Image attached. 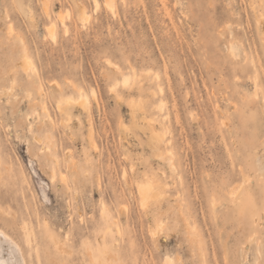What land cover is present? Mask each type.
<instances>
[{
	"label": "rangeland",
	"instance_id": "374dc122",
	"mask_svg": "<svg viewBox=\"0 0 264 264\" xmlns=\"http://www.w3.org/2000/svg\"><path fill=\"white\" fill-rule=\"evenodd\" d=\"M96 2L0 0V227L27 264H264V0Z\"/></svg>",
	"mask_w": 264,
	"mask_h": 264
},
{
	"label": "bare ground",
	"instance_id": "6f19581e",
	"mask_svg": "<svg viewBox=\"0 0 264 264\" xmlns=\"http://www.w3.org/2000/svg\"><path fill=\"white\" fill-rule=\"evenodd\" d=\"M94 2H95L94 3L95 6H97L98 2H96V0H94ZM119 68L116 67L117 70H119ZM121 73H123V72H121ZM124 82H126V80ZM82 105L85 107H88L87 99H85V101L82 103ZM151 125H153V124L151 123ZM153 126H151V128ZM153 129H154V127H153ZM154 131H155V133H154L155 138L157 139V141L159 140L158 143L156 144V147L158 150H160L159 145L162 142L161 141L162 138H161V135L158 132H156L157 130H154ZM140 191L144 194L145 189L143 187H140ZM158 225H157V227H158ZM161 228H163V227H161ZM255 243H254V245H255ZM226 253H227V251H226ZM226 259H224V260H226ZM0 264H27L26 254H25V251L23 250L22 246L19 244V242L17 240H15L14 237L11 236V234H9L5 229H3L1 227H0Z\"/></svg>",
	"mask_w": 264,
	"mask_h": 264
}]
</instances>
